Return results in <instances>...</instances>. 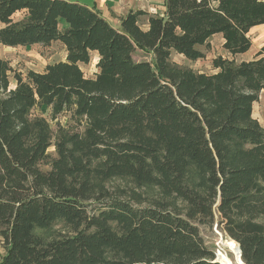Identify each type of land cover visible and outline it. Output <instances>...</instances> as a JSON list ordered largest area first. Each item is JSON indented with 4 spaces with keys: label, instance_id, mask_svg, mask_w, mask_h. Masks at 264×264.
I'll return each instance as SVG.
<instances>
[{
    "label": "trees",
    "instance_id": "trees-1",
    "mask_svg": "<svg viewBox=\"0 0 264 264\" xmlns=\"http://www.w3.org/2000/svg\"><path fill=\"white\" fill-rule=\"evenodd\" d=\"M162 13L129 10L119 27L71 0H0V44L53 41L65 59L14 74L0 57V264H219L192 220L214 209L230 251L264 264V127L253 104L264 93V42L251 59L248 31L264 24V0H163ZM19 13L17 19L14 16ZM145 17L146 27L140 25ZM232 58L214 57V73L170 60L195 61L213 35ZM95 51L93 78L84 76ZM140 51L148 59H134ZM52 118L72 113L83 131L55 138L34 107ZM55 146L50 169L39 162ZM196 175L184 183L187 172ZM131 178L186 203L136 207L95 197L96 180ZM95 197V198H94ZM60 221L67 234L36 230Z\"/></svg>",
    "mask_w": 264,
    "mask_h": 264
},
{
    "label": "rangeland",
    "instance_id": "rangeland-1",
    "mask_svg": "<svg viewBox=\"0 0 264 264\" xmlns=\"http://www.w3.org/2000/svg\"><path fill=\"white\" fill-rule=\"evenodd\" d=\"M20 17V14L17 13L14 18L17 19ZM140 25L143 27L146 23L145 17L140 18ZM248 36L251 41L250 49L244 54H239L233 56L235 62L244 61L246 59H251L254 54L258 51L261 44L264 42V24H258L251 28L248 31ZM223 38L220 34L213 35L209 40L207 46H199V49L202 50L204 56L198 60L192 61L184 56L172 53L170 60L177 65L182 67H190L195 72H205V73H214L216 69L213 68L211 64L214 57L220 55L223 58H232L230 54L227 53L222 47ZM66 53L64 46L58 42L53 41L48 46H43L41 44H33L31 46H18L10 47L0 44V57L6 59L9 62V65L12 69L8 75V84L9 88H13L14 84V74L20 72L22 76H25L27 71L35 70L42 71L45 65L52 62L63 61L65 59ZM97 58V53L92 52L90 56V61L87 64L80 63L79 66L82 68L84 76L88 78H93L94 73L97 70L95 67V62ZM134 59H148L143 53L138 51L134 55ZM253 108V117L256 118L258 123L264 127V93L260 94L259 100L255 102L252 106ZM31 116H41L44 117L51 129L52 133V142L55 138H58L62 135H65L70 132H82V124L72 116V113L69 111L62 112V114L57 115L56 118H52V113L50 107H34L31 111ZM48 157L39 162L38 167L42 171H48L50 169L49 162L52 158L56 157L55 146L51 145L47 150ZM196 175L193 171L186 173L184 177V183L188 185H193ZM94 193L95 197H101L102 199L93 203V207H97L100 204V201H107L112 198H116L123 201H128L136 207H145V206H157L159 205H168L170 210H174L178 214L186 217L185 212L187 209L186 203L179 198L172 196L171 198H165L161 194L160 190L155 186L151 185H137L131 178H111L109 180H96L94 184ZM94 197V198H95ZM214 217L211 223L208 222H199L197 220H192V222L197 226L202 239L205 244L210 247L214 252V255L217 256V259L224 263H229V260L233 263L235 262L234 258H237L238 254L233 253L229 250L224 244L225 239H231L225 230L223 229L222 218L220 214L214 209ZM68 229L63 222L57 221L52 224L49 229L46 230H36V234H40L48 239H53L62 234H67ZM234 240V239H231ZM235 241V240H234ZM5 246L3 239L0 235V260L5 254Z\"/></svg>",
    "mask_w": 264,
    "mask_h": 264
},
{
    "label": "crops",
    "instance_id": "crops-1",
    "mask_svg": "<svg viewBox=\"0 0 264 264\" xmlns=\"http://www.w3.org/2000/svg\"><path fill=\"white\" fill-rule=\"evenodd\" d=\"M91 7L94 5L100 12L101 16L113 26H120V19L129 10L142 9L150 14L162 13L164 7L163 0H71ZM146 27V23L143 28ZM95 52V51H94ZM97 53V52H96ZM98 59V54L97 58ZM262 93V92H261Z\"/></svg>",
    "mask_w": 264,
    "mask_h": 264
},
{
    "label": "water",
    "instance_id": "water-1",
    "mask_svg": "<svg viewBox=\"0 0 264 264\" xmlns=\"http://www.w3.org/2000/svg\"><path fill=\"white\" fill-rule=\"evenodd\" d=\"M240 254H241L240 246L238 244V255H237V258H234L235 259L234 263L232 261H230V260H229V263H224V262L220 261L219 259H217V256H215L214 260H215V262H217L219 264H244L243 260L240 258Z\"/></svg>",
    "mask_w": 264,
    "mask_h": 264
}]
</instances>
